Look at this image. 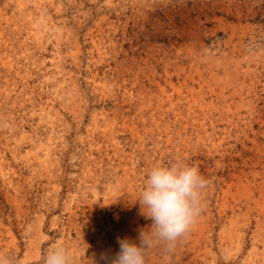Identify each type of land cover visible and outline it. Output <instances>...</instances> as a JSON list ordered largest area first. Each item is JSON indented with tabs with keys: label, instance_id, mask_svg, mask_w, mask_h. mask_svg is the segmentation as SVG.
I'll return each instance as SVG.
<instances>
[{
	"label": "rangeland",
	"instance_id": "obj_1",
	"mask_svg": "<svg viewBox=\"0 0 264 264\" xmlns=\"http://www.w3.org/2000/svg\"><path fill=\"white\" fill-rule=\"evenodd\" d=\"M177 161L202 211L147 264H264V0H0V256L115 255Z\"/></svg>",
	"mask_w": 264,
	"mask_h": 264
},
{
	"label": "clouds",
	"instance_id": "obj_2",
	"mask_svg": "<svg viewBox=\"0 0 264 264\" xmlns=\"http://www.w3.org/2000/svg\"><path fill=\"white\" fill-rule=\"evenodd\" d=\"M208 183L195 166L186 163L153 166L136 200L139 214L151 223L139 228L135 239L118 237V252L102 253L96 264H147L154 248L171 251L201 213ZM0 264L14 262L0 256ZM42 264H75L74 253L63 244H54L45 251Z\"/></svg>",
	"mask_w": 264,
	"mask_h": 264
}]
</instances>
